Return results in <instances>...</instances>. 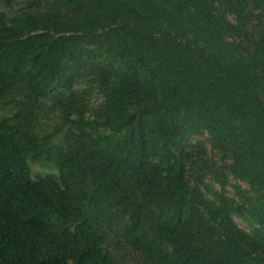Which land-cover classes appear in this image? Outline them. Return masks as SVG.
Returning <instances> with one entry per match:
<instances>
[{
	"label": "trees",
	"instance_id": "trees-1",
	"mask_svg": "<svg viewBox=\"0 0 264 264\" xmlns=\"http://www.w3.org/2000/svg\"><path fill=\"white\" fill-rule=\"evenodd\" d=\"M16 1L0 264H264V0Z\"/></svg>",
	"mask_w": 264,
	"mask_h": 264
},
{
	"label": "rangeland",
	"instance_id": "rangeland-1",
	"mask_svg": "<svg viewBox=\"0 0 264 264\" xmlns=\"http://www.w3.org/2000/svg\"><path fill=\"white\" fill-rule=\"evenodd\" d=\"M17 1L13 0V1H9V0H0V9H5L8 12H13V10H17ZM94 101V99L92 100ZM96 103V101L94 102ZM206 137L205 136H200V137H196L195 140H205ZM34 174L36 173H43V172H51V170L49 168H45L43 166H40L38 164H34L32 166ZM243 187H246L245 184L242 183ZM218 187V186H217ZM238 222V224L243 227L244 229L248 230L249 227L247 225H245L244 223L240 222L239 220H236Z\"/></svg>",
	"mask_w": 264,
	"mask_h": 264
}]
</instances>
